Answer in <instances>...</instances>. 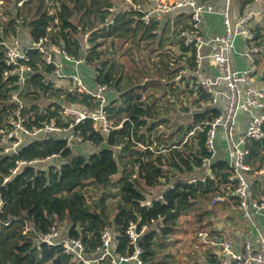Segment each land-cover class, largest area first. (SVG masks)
<instances>
[{
    "label": "trees",
    "instance_id": "1",
    "mask_svg": "<svg viewBox=\"0 0 264 264\" xmlns=\"http://www.w3.org/2000/svg\"><path fill=\"white\" fill-rule=\"evenodd\" d=\"M143 1L146 0H0V41L18 37L20 46L25 47L46 36L77 58L82 56L84 41L88 42L86 60L95 70L96 80L105 83L109 89L104 108L115 124L122 123L121 127L101 134L93 131L90 120L86 119L75 127L81 130L82 142L70 149L66 146V132L51 131L25 137L16 154L0 151V220L7 222L0 225V264H82L62 253L60 245H36V233L46 232L54 223L63 226L62 236L81 235L92 249L100 241V230L116 228L120 233L112 240L110 250L120 255L130 253L132 245L123 230L129 220L138 217L140 223L147 224V230L138 241L141 257L146 264H158V253L170 250L174 244L180 245V240L184 242L193 231L192 241L202 228L209 226L210 232L215 231L216 226L212 228L210 219L218 216L215 215L218 209L225 210L228 215V203H239L240 198L232 193L235 182L227 179L233 173L226 158L214 155L208 167L209 174H205L207 168L201 160L203 156H209L204 148L205 134L193 131L187 135L194 124L202 126L218 115V108L200 105L202 101L208 102L210 96L192 84L198 88L191 104L197 105L185 114L190 121L183 128L177 127V131L167 130L168 121L174 116L157 111L146 101V92L143 97L142 91L149 78L161 74V67L171 63L170 58L161 59V35L165 30H179V15L183 13L172 11L146 24L141 19V12L128 10L132 4ZM238 1L234 5L237 12L264 8V0ZM22 29L27 38L20 35ZM257 30V44L264 51V25L261 33L259 28ZM114 39L130 40L137 45L147 40L158 45L150 48L148 52H155V55L147 54L146 62L143 58L147 52L142 54L140 46L139 51H135V65L130 68L133 73L125 72L123 77V66H115L113 54L107 51ZM180 51L179 65L169 69L168 74L173 77L182 66L194 69L191 56L183 59L186 49L180 46ZM28 54L32 71L26 74L18 92V100L23 104L22 114L30 109L34 122L53 118L61 124L58 110L62 105L96 108L97 103L90 95L65 94L52 87L49 82L51 67L42 61L36 50H29ZM139 54L142 60L138 58ZM154 57L160 65L151 62ZM4 69L0 46V129L6 115L16 105L11 92L19 88L14 76L8 81L3 80ZM189 86L186 82L183 91ZM152 97L155 99V95ZM187 111L189 107L184 104V112ZM185 135L184 154L177 145L182 143ZM138 143L154 144V147L142 149ZM246 148L250 153L245 160L250 167L246 178L255 186L261 174L254 176L252 171L264 168V138L248 140ZM53 153H59V156L51 157ZM33 159L38 161L23 164L9 175V169L18 161ZM193 178L196 181L189 183ZM110 185L116 190L111 192ZM108 194L118 196L112 212L105 210ZM217 194L226 199L209 204ZM92 195L97 199L93 204L87 200V196ZM157 195L161 197L156 199ZM145 200H150L151 204L141 206ZM190 218L195 221L194 229L190 228ZM27 227L31 230L25 231ZM159 260L163 264L166 256H160ZM103 264H110L109 258Z\"/></svg>",
    "mask_w": 264,
    "mask_h": 264
},
{
    "label": "built area",
    "instance_id": "2",
    "mask_svg": "<svg viewBox=\"0 0 264 264\" xmlns=\"http://www.w3.org/2000/svg\"><path fill=\"white\" fill-rule=\"evenodd\" d=\"M216 0H151L132 4L131 11L141 12V19L144 23H149L153 19H161L165 14L172 11H183L179 17L185 25H180L177 31V39L181 43V49L185 48L183 59L186 56L192 57L194 72H201L202 65H212L219 70L216 75L203 74L202 78L194 83L203 89L210 96L209 107H216L220 111L211 121L205 122L202 126L195 125L194 130L205 134L204 148L209 156L202 157V163L206 166L209 174V165L216 152L217 130L222 129L229 146L228 165L232 170V175L227 179L235 182L233 193L239 198V209L247 219H252L256 214L264 220V193L258 197L251 198V192L246 183V172L250 167L245 159L250 155L246 148L248 140H261L264 138V85L255 86V79L260 75L255 63L260 53L258 42V28L262 31L264 24L263 8L248 9L237 12L234 10L235 2L238 0H220V9L215 11ZM127 10V9H125ZM217 13L221 17L222 32L214 34L209 39H205L201 33V23L209 15ZM241 41V48L237 47V40ZM2 58L5 65L2 77L9 80L15 77L19 88L11 92V99L15 100V108L5 117V123L0 129V151L5 154H16L22 145L25 137H32L51 131L66 132V146L70 149L76 143L82 142V134L77 125L90 120L93 131L101 134L110 132L115 127H121L122 123L115 124L109 118L104 106L106 95L109 89L105 83L96 80V72L90 75L92 87L86 80V76L81 72L82 68L90 66L86 60L89 44L84 41V51L81 57H75L62 46L53 44L46 36H41L37 40L25 47H21L18 37H13L9 41L1 40ZM210 49L205 51L206 47ZM29 50H36L42 61L51 67L49 72V82L52 87L59 88L65 94H84L93 97L97 106L91 110L81 105H62L58 110L63 123L58 124L55 119H43L33 121V111L28 110L22 114L23 104L18 100V92L23 86L26 74L32 71ZM233 54L243 56L248 63L246 68H238L234 65ZM248 114L243 134L236 132V120L239 113ZM31 118V119H29ZM145 119V117H143ZM194 126V127H195ZM238 135V136H236ZM186 141V140H185ZM184 141V142H185ZM183 143V142H182ZM142 149L148 147L153 149L154 144L144 146L138 143ZM161 149L160 151H165ZM59 153H53L51 157H58ZM38 161L20 160L16 166L9 169V175L16 172L23 164H32ZM134 177V174L132 175ZM8 179L4 177V181ZM196 181L195 178L189 183ZM188 182V181H187ZM161 195L156 196L159 199ZM223 195H215L210 199L209 204L224 201ZM150 200H145L140 205L149 206ZM2 201L0 199V211ZM152 221V220H150ZM1 224H7L0 220ZM162 225V224H161ZM31 230L27 227L25 231ZM80 231V229H77ZM147 230V224L140 223V217L129 220L124 227L123 233L132 245V252L126 254H115L110 250L112 240L119 235L116 228H103L99 232V243L92 249L90 245L83 241L81 235L77 237L62 236V227L54 223L49 226L44 233H36V245L46 244L60 245L62 253L73 257L82 264H103L109 258L110 264H121L122 262L134 261L136 264H146L142 259V249L138 241ZM24 231V232H25ZM89 235V234H88ZM197 236L208 245L214 240L206 231H198ZM221 257L217 264H264V234L260 236L258 248H253L250 242H245L241 249L232 250V244L228 240L218 242Z\"/></svg>",
    "mask_w": 264,
    "mask_h": 264
},
{
    "label": "crops",
    "instance_id": "3",
    "mask_svg": "<svg viewBox=\"0 0 264 264\" xmlns=\"http://www.w3.org/2000/svg\"><path fill=\"white\" fill-rule=\"evenodd\" d=\"M146 1L150 2L151 0H146ZM214 8H215V11H218L220 9V0L215 1ZM234 10L236 11L235 8ZM180 25H185L181 17H180ZM200 29H201L202 36H204L205 39H209L214 34H220L222 32L221 17L217 13L209 14L202 21ZM177 31L178 30H165V34H166L165 39H167L166 43L168 44V47L171 49L170 51L172 53V56H170V61H171L170 65L168 63V67L167 66L161 67L160 69L161 74L150 77L146 85V89L142 91L143 97L146 96L145 92L148 94L146 101L149 104L152 103L155 106V108L160 109L162 107L167 106L168 110L164 112H168L170 116H174L173 113H177V111L179 110L178 105L181 103V100H184V97L185 99L189 98L188 100L190 101L191 99L193 100L195 98L198 87L196 88L192 86L194 81H196L199 78H202L203 74L216 75L219 73V70L217 68L213 67L211 64L207 65V63L205 62L204 65H202L201 72L199 71L195 73L194 69L193 70L190 69V66H187L185 65L186 63H184L185 66H182V70L178 71V73L174 75V77L173 75H169L168 74L169 69H172V67L179 65L177 62L180 59L181 51L178 52L179 50L177 49H180V46H176L177 41H178ZM169 40H170V43H169ZM241 46H242L241 41L240 39H238L237 47L241 48ZM209 49H210V46L206 47L205 51ZM176 54L179 55V58L177 60H174L173 57ZM188 57L189 56H186L184 60H187ZM263 57H264V51H262L260 48V53L255 63V66L257 67V69L260 70V75H258V77L255 79V83L253 84L259 87L264 85V76L262 75V71L264 70V68L262 67L263 64L261 66H258L259 60L262 59ZM233 60H234V65L238 68H246L248 65V63L246 62L243 56L233 54ZM154 62L157 65H160L159 63H157V60ZM151 68L152 70L155 69L154 66H151ZM81 72L83 73V75L86 76V80L89 83V85H92L93 83L92 81L89 80V78H90V75L94 74L95 72L93 67L90 65L87 68H82ZM128 73H133L132 69L128 70ZM123 75L124 74L122 73V76ZM146 80L147 79H144V82H146ZM186 82H189L190 86L187 89H184L183 91L184 84L186 86ZM188 90H192V93L189 94ZM183 92H186V93H183ZM153 95H155V99L152 97ZM203 103L205 105H208V102H204V101H202L200 105H204ZM193 105L196 106L197 104H193ZM181 107H184V101L182 102ZM182 116L183 114H181V116L179 115L178 117H182ZM247 120H248V114L240 112L238 119L236 120L235 134H238V135L243 134ZM184 125H185V121H184ZM181 126L183 127V125ZM169 130L177 131L176 128L169 129ZM218 135H220L222 138L219 141V143L216 145L215 156L223 155V157H225L226 160L228 161L230 153H229L228 141L226 139L224 131L222 129H219ZM252 174L254 176L256 174H261V177H257L255 186H253L254 184L251 180L246 178L248 182L250 183V189L248 190L249 192H251V198L258 197L259 195L264 193V168L258 171H252ZM238 204L239 203L236 204L235 202H232V201L228 203L227 212L229 214L223 217L224 220H222L220 216H214V218H212V222H213L212 228L216 226L215 227L216 230L215 231L213 230L212 232H210L211 228L208 227V229H206L205 231L210 234L211 238L214 240V243L210 244L209 245L210 247L209 246L205 247L206 248L204 249L205 251L204 250L200 252L197 251V253L193 254L192 253L193 247L201 245L200 242L198 240L192 241L190 238L191 235L186 236L184 238L186 240L185 241L186 243H184V247H186V245L189 246L191 244V249L187 248L189 252L192 253V256L191 257L188 256V257L194 259V260L192 259V262H190V264H217L219 258L221 257V253L219 252L220 245L218 244V242H221L224 240H228L231 242L233 251L234 250L237 251L238 249H241L245 242H250L253 248H258L260 236L264 234V220L260 216H257L256 214L253 215L252 219L245 218L242 212L240 211ZM235 217H238V221H234ZM163 255L166 256V253L165 252L158 253L157 255L158 256L157 260L159 261L158 264H161L162 261L159 260V257ZM182 261H188L186 259V256L183 257ZM121 264H134V263L133 262H122ZM163 264H168L167 260L164 261Z\"/></svg>",
    "mask_w": 264,
    "mask_h": 264
},
{
    "label": "rangeland",
    "instance_id": "4",
    "mask_svg": "<svg viewBox=\"0 0 264 264\" xmlns=\"http://www.w3.org/2000/svg\"><path fill=\"white\" fill-rule=\"evenodd\" d=\"M19 32H21L20 35H24L27 38L24 29L20 30ZM165 35H166L165 32H164L163 35H161L164 40L162 39V49L159 50V51H161L160 54H161V59L163 61L169 60L170 54L172 55V53L170 51L171 49L168 47V44L166 43L167 42V39H165ZM169 43H170V40H169ZM157 45H158V43L153 42L152 44H150V41H147V40H144L142 42H139V44L137 45L136 43H133L130 40H127L126 42H123V41H120L119 39H114V44L113 45H109L111 47L108 46L107 47V51L113 54V58H114V60L116 62L115 63V66L117 64L123 66V74H124L125 72H128V70L131 67H133L135 65V60H134L135 51H139L137 49L140 46H141V49L140 50H142V54H143V52H147V53H144V58H143V62H146L147 54H151L152 56L155 55V52H152L151 53V52H148V51L150 50L151 47H155ZM176 46H181V44L177 41ZM177 50H179L178 52H180V49H177ZM172 52H173V50H172ZM138 58L140 60H142L141 54L138 55ZM173 58H174V60H177L179 58V55L176 54V55H174ZM156 60H157V58L154 57L151 62H154ZM263 61H264V57L259 60L258 66H261L263 64L262 67L264 68V62ZM188 99L189 98H186L185 99V97H184V100H181V103L178 105L179 110L178 111L176 110L177 113H173L174 119L168 121V125H167V129L168 130L169 129H175L177 127L178 128L179 127H182V126H180V124L181 125H184V121H185V124H187L190 121L184 115L190 113L189 111H192L196 106L193 105V104H190L191 101L188 100ZM183 101H184V104L189 107V111H187V112H184V107H181ZM167 110H168L167 106L166 107H162L160 109H157V111L161 112V114L164 113V111H167ZM161 114H160V116H161ZM180 114H183V116L182 117H178ZM195 125L196 124H194V126ZM194 128L195 129H198V128H196V126ZM195 132H198V131L194 130V133ZM218 133H219V129L217 130V133H216L217 134L216 145L219 143V141L222 138L220 135H218ZM185 140H186V135L184 136V139H183L182 142H184ZM183 144L184 143H181L180 145H177V148H180V150L183 151L182 153L185 154L186 153V150L184 149V145ZM163 153H165V152H163ZM109 188H110L111 192L116 190V188H114L112 185H110ZM87 200H88L89 203L91 202L93 204L97 199H96V197L94 195H92L91 197H88L87 196ZM117 200H118V196H112V195L108 194L107 197L105 198V201H104L105 210L112 212L113 205L117 202ZM215 215L220 216L222 218V220H224L223 217L226 216V213H225V210L218 209V212H216ZM210 220L212 221V218ZM182 221H185V219H183ZM234 221H238V217H235L234 218ZM194 223H195V221H193L190 218V228H193L194 229ZM212 226H213V224H212ZM60 227H62V230H63V226H60ZM208 227L202 228L199 231H202L203 232L206 229H208ZM193 232L191 233V231H190L191 236L194 234ZM189 235L190 234L188 233V236ZM195 240H198L201 245L196 246V247H193V251H192L193 254L197 253V251L200 252V251L206 249L205 247H208L209 246L206 243H204L202 241V239L197 236V234H196V239ZM180 241H181L180 242L181 243L180 245L179 244H174V246L170 250L164 251L166 253V260H167V263L168 264H190V262H192V259L193 258H189V257L192 256V253L189 252V250L187 249V248L191 249V244L189 246L186 245V247H184V243H186L185 242L186 240L184 242H182V240H180ZM197 247H198V249H197ZM184 256H186V259L188 261H182ZM173 260H175V261H173Z\"/></svg>",
    "mask_w": 264,
    "mask_h": 264
},
{
    "label": "water",
    "instance_id": "5",
    "mask_svg": "<svg viewBox=\"0 0 264 264\" xmlns=\"http://www.w3.org/2000/svg\"><path fill=\"white\" fill-rule=\"evenodd\" d=\"M246 183H247L248 189H250V183L248 182L247 179H246Z\"/></svg>",
    "mask_w": 264,
    "mask_h": 264
}]
</instances>
